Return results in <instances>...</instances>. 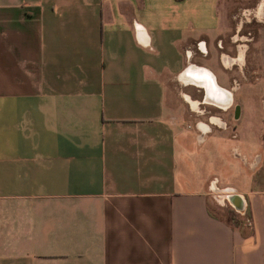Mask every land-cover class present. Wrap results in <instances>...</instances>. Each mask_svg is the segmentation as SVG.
Segmentation results:
<instances>
[{"label": "crops", "instance_id": "0c3cea01", "mask_svg": "<svg viewBox=\"0 0 264 264\" xmlns=\"http://www.w3.org/2000/svg\"><path fill=\"white\" fill-rule=\"evenodd\" d=\"M240 8L264 0H0V264H264V186L219 185L262 160L231 142L264 143Z\"/></svg>", "mask_w": 264, "mask_h": 264}, {"label": "rangeland", "instance_id": "374dc122", "mask_svg": "<svg viewBox=\"0 0 264 264\" xmlns=\"http://www.w3.org/2000/svg\"><path fill=\"white\" fill-rule=\"evenodd\" d=\"M196 61L204 64H208L210 60H206L204 57H198ZM238 93H236L237 95ZM236 121L235 122V127L234 129H231L232 131L237 132V138L231 139V142L233 144H238L243 152H247L248 156H251L252 150L255 151H261L262 153V160L260 162V165H258L257 168L254 170H248L247 167L241 163V161L237 158H233L232 160L235 162V167L236 171L234 174L228 176V174H221L219 173L220 178L222 179L219 182V185H223V183H231L236 187L237 189H250V188H255L258 186H264V143H255V130L251 129L250 127L247 126V123L242 121ZM262 131L264 134V122H263V127ZM219 130L214 128V133L212 135L218 133ZM249 152V153H248ZM230 157V156H228ZM217 208V210L220 212V214L225 217V218H236V213L233 209V207L230 206V204L226 205H219L214 206Z\"/></svg>", "mask_w": 264, "mask_h": 264}, {"label": "built area", "instance_id": "2783aa9c", "mask_svg": "<svg viewBox=\"0 0 264 264\" xmlns=\"http://www.w3.org/2000/svg\"><path fill=\"white\" fill-rule=\"evenodd\" d=\"M258 15V16H261L263 19H264V8H260L259 10L258 9H249V8H240L236 13H235V17L237 18V20L239 21L238 24H241L240 22L244 19V18H247L251 15ZM239 31V30H238ZM238 31L234 34L235 35V38L236 40L239 42L240 40V36L241 35H238ZM198 140H202L203 138V135H199L198 136ZM232 153L236 156H242L240 155V152L239 150L236 148V147H233L232 148ZM213 183H215L214 181H212Z\"/></svg>", "mask_w": 264, "mask_h": 264}, {"label": "water", "instance_id": "95a60500", "mask_svg": "<svg viewBox=\"0 0 264 264\" xmlns=\"http://www.w3.org/2000/svg\"><path fill=\"white\" fill-rule=\"evenodd\" d=\"M209 83H210V85L212 84V82L209 81V82H208V86H209ZM235 115H237V111H236V114H235ZM227 190L230 191L231 189H227Z\"/></svg>", "mask_w": 264, "mask_h": 264}]
</instances>
